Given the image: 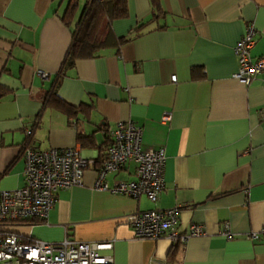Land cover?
<instances>
[{
  "label": "crops",
  "instance_id": "obj_1",
  "mask_svg": "<svg viewBox=\"0 0 264 264\" xmlns=\"http://www.w3.org/2000/svg\"><path fill=\"white\" fill-rule=\"evenodd\" d=\"M155 1L127 0L96 53L62 67L73 36L61 18L68 0H0V188L24 185L27 128L34 148L73 146L87 161L82 185L59 189L45 220L11 228L108 242L112 264H264V70L248 84L235 78L233 49L253 25L250 53L264 58V0ZM57 79L71 116L45 105ZM121 121L141 127L143 148L165 150L155 201L95 188ZM134 178L127 160L104 183ZM175 206L181 232L197 224L204 234L176 244L135 236L133 215Z\"/></svg>",
  "mask_w": 264,
  "mask_h": 264
},
{
  "label": "built area",
  "instance_id": "obj_2",
  "mask_svg": "<svg viewBox=\"0 0 264 264\" xmlns=\"http://www.w3.org/2000/svg\"><path fill=\"white\" fill-rule=\"evenodd\" d=\"M255 29L248 25L234 46L238 70L234 77L248 84L264 70V58L253 59ZM41 77L45 73L39 70ZM171 81L176 76L170 77ZM33 128L26 129L27 141L22 147L24 156V185L6 190L0 188V264H112L111 256L102 251L110 249L108 242H85L65 237L60 241H45L21 234L11 227L29 221H43L61 188L82 185L87 161L73 146L37 149L31 146ZM141 127L131 121L118 122L110 132L105 160L98 168L95 188L138 197L144 194L155 201L164 183V148H143ZM135 163V178L117 182L112 187L104 183L109 171L118 170L124 162ZM178 206L138 212L128 221L137 237L167 238L172 244L204 234L203 228L191 224L187 231L179 229ZM230 236L228 231L223 232ZM259 235L251 234L252 239Z\"/></svg>",
  "mask_w": 264,
  "mask_h": 264
},
{
  "label": "trees",
  "instance_id": "obj_3",
  "mask_svg": "<svg viewBox=\"0 0 264 264\" xmlns=\"http://www.w3.org/2000/svg\"><path fill=\"white\" fill-rule=\"evenodd\" d=\"M154 6H157L155 0H152ZM79 10V0H68L66 9L62 15V20L67 25L73 26L72 40L62 63V67L70 66L78 58L90 57L94 55L97 49L103 44V38L106 37L105 26L108 21L127 15V0H86L81 9L79 17L75 20V15ZM154 13L156 10L153 7ZM103 31L105 32L103 34ZM108 36V35H107ZM53 89L47 94L45 105H52L62 108L71 116L76 108L62 102ZM79 140L83 136L79 134Z\"/></svg>",
  "mask_w": 264,
  "mask_h": 264
}]
</instances>
